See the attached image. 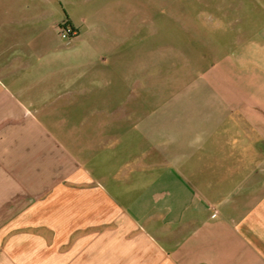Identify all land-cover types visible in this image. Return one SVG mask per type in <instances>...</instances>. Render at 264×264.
I'll list each match as a JSON object with an SVG mask.
<instances>
[{
  "label": "crops",
  "instance_id": "1",
  "mask_svg": "<svg viewBox=\"0 0 264 264\" xmlns=\"http://www.w3.org/2000/svg\"><path fill=\"white\" fill-rule=\"evenodd\" d=\"M91 1L0 0V264H264V0H199L178 83Z\"/></svg>",
  "mask_w": 264,
  "mask_h": 264
},
{
  "label": "rangeland",
  "instance_id": "2",
  "mask_svg": "<svg viewBox=\"0 0 264 264\" xmlns=\"http://www.w3.org/2000/svg\"><path fill=\"white\" fill-rule=\"evenodd\" d=\"M110 0H92L91 6L105 5ZM137 31L134 34V51L138 57L148 58L152 65L154 83H161L167 73L170 83L188 78V68L201 69L209 62V44H202V51L194 53V36L210 40L209 13L196 15L197 9H206L199 0H136ZM198 19L201 21L197 22ZM184 25V27H182ZM186 25V26H185ZM144 61V60H143ZM145 62V61H144ZM150 62V64H149ZM180 80V81H179ZM184 82V81H181Z\"/></svg>",
  "mask_w": 264,
  "mask_h": 264
},
{
  "label": "built area",
  "instance_id": "3",
  "mask_svg": "<svg viewBox=\"0 0 264 264\" xmlns=\"http://www.w3.org/2000/svg\"><path fill=\"white\" fill-rule=\"evenodd\" d=\"M77 34V29L70 25L66 19L61 21L58 25V35L65 40L71 39Z\"/></svg>",
  "mask_w": 264,
  "mask_h": 264
},
{
  "label": "trees",
  "instance_id": "4",
  "mask_svg": "<svg viewBox=\"0 0 264 264\" xmlns=\"http://www.w3.org/2000/svg\"><path fill=\"white\" fill-rule=\"evenodd\" d=\"M67 20V19H66Z\"/></svg>",
  "mask_w": 264,
  "mask_h": 264
}]
</instances>
